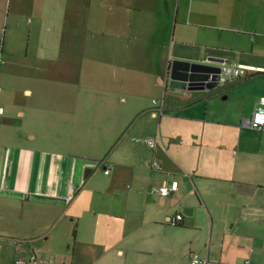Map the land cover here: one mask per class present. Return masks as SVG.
Segmentation results:
<instances>
[{
  "label": "crops",
  "instance_id": "1",
  "mask_svg": "<svg viewBox=\"0 0 264 264\" xmlns=\"http://www.w3.org/2000/svg\"><path fill=\"white\" fill-rule=\"evenodd\" d=\"M34 18L35 55L27 62L21 47ZM50 25L54 33L47 35ZM0 38V264H15L19 254L36 255L35 264H119L125 240L140 233L153 238L177 212L183 220L175 226L199 229L196 210L210 220L203 264L216 262L209 261L216 223L224 225L219 257L247 256L224 263L264 264V248H251L249 240L253 226L264 225V131L240 126L264 95V0H41L29 12L0 9ZM174 59L226 61L247 74L219 89H188L171 78ZM134 63L150 64L145 84L129 72ZM55 80L66 83L54 88ZM142 84L161 97L131 100ZM70 88L130 96L118 100L135 110L128 132L137 128L151 150L143 163L111 164L130 168L111 171L135 183L123 187L124 198L116 194L115 206L89 200L91 171L82 153L54 148V142H76L54 137V92ZM154 100H163V114H155ZM143 115L149 120L140 121ZM151 159L162 169L149 170ZM172 179L180 186L168 196L151 189ZM144 186L147 198L138 199ZM162 247L165 252L168 242Z\"/></svg>",
  "mask_w": 264,
  "mask_h": 264
},
{
  "label": "rangeland",
  "instance_id": "2",
  "mask_svg": "<svg viewBox=\"0 0 264 264\" xmlns=\"http://www.w3.org/2000/svg\"><path fill=\"white\" fill-rule=\"evenodd\" d=\"M40 2L41 0H37V2L36 0H0V9H5V14H8L9 10L13 12L16 6H21L29 12L33 10L36 5H39ZM26 17L29 18V14H27ZM35 23L36 18L30 23L27 21V41L21 47L22 58L27 62L31 61L35 55L34 44H29V27H34ZM53 33V26L45 31L47 35ZM4 59L5 55L0 52V64ZM131 65L133 68L129 69V72L133 71L137 73L138 76H140L139 82L145 84L142 76L148 75L143 72V70L147 66L150 68V64L134 63ZM158 65V63H154L151 64V67L157 68ZM72 67V70H78L80 64H72ZM90 67L98 72L97 64H91ZM20 78L22 82L23 80L28 82L27 78ZM69 81L70 86H74L76 80ZM89 81H97V78L94 80L90 79ZM56 83L57 80L54 81V88H57V86L62 88L63 85L61 84L66 82L62 83L60 81L58 83L59 85ZM143 84L140 85V89L137 91V94L132 96L131 100L136 98L140 104H146L149 97L150 99L153 97L159 99L161 97L153 94L154 91H152L153 89L150 86L147 87ZM226 84H220L208 90L219 89L225 87ZM70 89L72 91L69 93L60 92V94H58L54 92V137L63 138L70 136L75 139L74 141L76 142L71 144L54 142V148L65 147V149L72 153H82L87 162V170L91 171L89 184L87 185L88 191H90L89 200L100 207L115 206L116 201L120 200V198H124L125 191L123 187L129 184L134 187L135 183L133 180L129 179V176L123 174L119 177L120 179L116 178V174L113 171H111L112 173L110 175L105 174V165L111 166V164H115V166H117L119 161L129 164L137 162L143 163L144 159L150 155L151 150L147 149L149 145L146 138H144L145 136L136 134L137 128H133V131L128 132V125L136 119L135 110L131 107L127 108L128 104H122L118 102V100H121L122 97L129 98L130 96L128 97L127 94H122L121 96H118V94L106 95L102 92H100V94L96 92L91 93L83 89L81 90L82 92L78 93L76 89ZM122 109H128L129 112L126 113ZM126 114L130 115L129 119L131 121L128 124L124 120ZM139 120H149V117L143 115L139 117ZM156 122V126L158 127V119H156ZM130 134L134 135L133 139H137L136 142L133 141ZM126 168L127 170H131L123 166H118L116 169L113 167L112 170H123ZM148 168L151 170V165ZM178 168L179 169L176 170H183L181 167ZM144 185H146V183H144ZM151 189H153V186ZM147 192L148 188L144 186L137 198H147ZM117 193L120 194V198L116 196ZM193 193L195 199H192L193 201L189 199V202L192 201L195 203V200H198V198L194 191ZM138 210L139 209H137V211ZM196 219L197 226L195 227L199 229L181 228L170 223L168 228L161 227L154 229L152 231L153 233L150 235V237L154 239H149V236L140 233L136 236L137 238L125 240L124 247L127 250V254L124 257H119V264H191L190 257L195 253L199 254V256L206 261V252L210 236V220L209 217L203 212H200V210H196ZM223 227V223H216L214 239L217 245H215L213 249V256L209 258V261H212L213 257L216 262H208L207 264H220L218 263L220 260L223 261V264H226L224 263L225 261L241 259L238 257L239 255L241 257H247L244 252H240L236 256L224 253L222 259L219 257V243L221 239H223V234L221 233ZM249 236V240L255 243L250 246L251 248H257L258 250L264 248L263 224L253 226ZM226 240L229 242L230 237L228 236ZM163 242L165 245L168 242V247L167 249L165 248V252H163ZM251 248H249V250ZM126 257L127 260H125Z\"/></svg>",
  "mask_w": 264,
  "mask_h": 264
},
{
  "label": "built area",
  "instance_id": "3",
  "mask_svg": "<svg viewBox=\"0 0 264 264\" xmlns=\"http://www.w3.org/2000/svg\"><path fill=\"white\" fill-rule=\"evenodd\" d=\"M222 66V72L220 75V84L227 83L232 78L237 77H243L247 74V70L241 66L232 65L227 63L226 61L221 63ZM154 103L157 104V111L155 114H163L164 113V102L159 100H154ZM4 106L0 105V115L4 113ZM240 126L245 129H251V130H258V131H264V95L259 98V100L255 104L254 111L251 115L243 116L240 121ZM150 143L154 144L155 140L150 139ZM151 168L154 170H161L162 166L159 161H153L151 164ZM112 169L111 166H105V173H110ZM179 180L172 179L171 183L169 185H162L160 187H153L154 192H158L160 195L168 196L174 191L179 189ZM183 220V215L181 213H176L173 216H170L168 218V221L172 224H178ZM38 262V258L34 254L30 255H22L19 254L15 258V264H35ZM191 264H203L204 260L199 256V254L195 253L192 254L190 257ZM247 264H252L250 262H247Z\"/></svg>",
  "mask_w": 264,
  "mask_h": 264
},
{
  "label": "water",
  "instance_id": "4",
  "mask_svg": "<svg viewBox=\"0 0 264 264\" xmlns=\"http://www.w3.org/2000/svg\"><path fill=\"white\" fill-rule=\"evenodd\" d=\"M221 65L174 59L171 62V78L188 89L204 90L220 85Z\"/></svg>",
  "mask_w": 264,
  "mask_h": 264
}]
</instances>
